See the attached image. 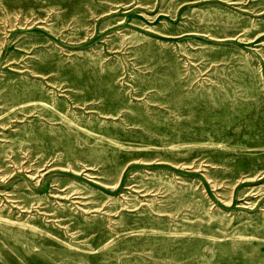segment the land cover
Listing matches in <instances>:
<instances>
[{"label":"rangeland","instance_id":"rangeland-1","mask_svg":"<svg viewBox=\"0 0 264 264\" xmlns=\"http://www.w3.org/2000/svg\"><path fill=\"white\" fill-rule=\"evenodd\" d=\"M0 264H264V0H0Z\"/></svg>","mask_w":264,"mask_h":264}]
</instances>
